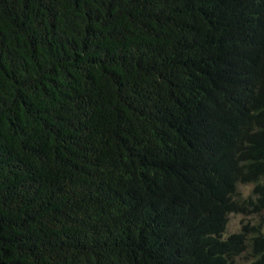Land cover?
I'll return each instance as SVG.
<instances>
[{"label": "trees", "instance_id": "16d2710c", "mask_svg": "<svg viewBox=\"0 0 264 264\" xmlns=\"http://www.w3.org/2000/svg\"><path fill=\"white\" fill-rule=\"evenodd\" d=\"M239 258L264 264V0H0V264Z\"/></svg>", "mask_w": 264, "mask_h": 264}, {"label": "rangeland", "instance_id": "374dc122", "mask_svg": "<svg viewBox=\"0 0 264 264\" xmlns=\"http://www.w3.org/2000/svg\"><path fill=\"white\" fill-rule=\"evenodd\" d=\"M251 189H252V184H246V185L240 186V191L243 194V196L248 195ZM243 218L244 216L240 214H231L227 222L228 233L238 232V230L240 229L241 221H243ZM247 261L248 260H245L244 258H239L237 259L235 264H246Z\"/></svg>", "mask_w": 264, "mask_h": 264}]
</instances>
